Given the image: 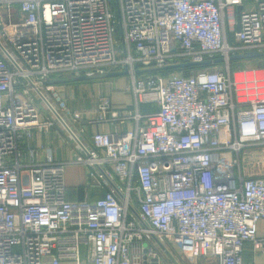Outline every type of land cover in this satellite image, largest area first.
Wrapping results in <instances>:
<instances>
[{"label":"built area","instance_id":"1","mask_svg":"<svg viewBox=\"0 0 264 264\" xmlns=\"http://www.w3.org/2000/svg\"><path fill=\"white\" fill-rule=\"evenodd\" d=\"M249 1L0 0V264H168V242L192 261L243 264L245 242L264 254V151L253 149L264 146V65L229 67L235 53L264 50V0ZM218 56L188 71L137 68ZM116 67L128 69L134 111L104 93L75 110L59 83L44 84ZM27 77L63 117L84 115L71 127L90 132L84 153L26 162L21 145L54 123ZM68 162L85 164L102 196L67 198Z\"/></svg>","mask_w":264,"mask_h":264},{"label":"crops","instance_id":"2","mask_svg":"<svg viewBox=\"0 0 264 264\" xmlns=\"http://www.w3.org/2000/svg\"><path fill=\"white\" fill-rule=\"evenodd\" d=\"M119 69L118 67L114 70ZM117 76V75H116ZM110 76V77H99L95 79H82V81H75L73 83L65 82L59 83V87L62 92L63 98L66 100L67 105L72 109L83 111L86 109H95L98 105V99L101 93L106 94L110 99V104L112 109H136L135 103L132 102L131 94L126 91V85L129 80H125L128 74H122L120 77ZM63 87L65 88H62ZM50 103L56 109L54 103L50 100ZM38 104L41 110V118H46L47 116H53L54 123L49 126L47 131L40 132L34 131L32 137L27 139L21 145V151L26 157V162H30L32 158L39 160L43 158L45 152H49L58 160H67L72 157L74 152L84 153L88 147L92 145L90 139V132L85 130L79 133L78 138L81 142L79 144L65 128L64 124L60 122L50 107L45 105L43 101L38 99ZM139 108L141 111H151V109H156V103H140ZM58 111V110H57ZM61 118L66 122L69 127H79L85 121L84 115L77 118L74 122L65 118L58 111ZM134 125L133 122H128L122 125V129L131 127ZM113 124L111 122H105L102 125L104 130H111ZM97 127V126H96ZM72 130V129H71ZM35 149V154L33 157L29 155L30 149ZM65 166L66 172H69L68 181L66 183L67 198H89L95 199L102 196L105 187H96L97 185L91 182L90 175L88 173V167L84 164H78L74 162H68ZM68 169V171H67ZM256 231L258 234H264V220H259L257 222ZM172 249H170V247ZM165 248L170 256L163 251L166 256L168 264H217V261L209 257H199L196 261H192L184 256L178 247V245L168 242ZM174 249V251H173ZM176 254V256H175ZM243 264H264V254L260 251H255L252 249L250 242H245L242 249ZM178 255V256H177ZM64 264H75L73 261Z\"/></svg>","mask_w":264,"mask_h":264},{"label":"water","instance_id":"3","mask_svg":"<svg viewBox=\"0 0 264 264\" xmlns=\"http://www.w3.org/2000/svg\"><path fill=\"white\" fill-rule=\"evenodd\" d=\"M242 9V5L238 4L235 7V15H236V29L239 28V13L240 10ZM1 49L5 52V49L1 46ZM252 56H264V50H252L248 51V52H239V53H235L233 55H231L229 57L230 60H234L235 58H252ZM223 57L222 56H218L215 57L213 59H204L201 62H195V61H191V60H184V61H175V62H169L164 66L161 67H154V68H163L165 70L169 69V68H184V67H188V66H195V65H201V64H211V63H218L223 61ZM151 68V67H150ZM149 70V69H148ZM139 71V70H138ZM128 73V69L123 68V69H116L114 71H104V72H95L93 74H87V73H82L79 75L76 74H72L73 75V79L75 81H82V79H89V78H95V77H110V76H116V75H122V74H127ZM26 85L29 87H32L35 92L38 94V96L40 97V99L45 103V105H47L48 107L51 108V110L53 111V113L55 114V116L57 117V119L62 122L65 126V128L68 130V132L71 134V136L79 143L81 144L80 140L77 139L75 133L73 132V130H71V128L69 127V125L64 122V120L61 118L60 114L58 113V111L53 107V105L50 103V101L47 100V98L45 97L44 93L41 91V89H39L36 84L30 80V78H26ZM48 83H64L61 81H54L52 80V76L48 77L47 79L44 80V84H48ZM161 247L164 249V251L167 253L168 256L169 253L167 252L166 248L164 247L163 244H161Z\"/></svg>","mask_w":264,"mask_h":264},{"label":"trees","instance_id":"4","mask_svg":"<svg viewBox=\"0 0 264 264\" xmlns=\"http://www.w3.org/2000/svg\"><path fill=\"white\" fill-rule=\"evenodd\" d=\"M176 60H180V58L176 59ZM212 64H201V65H196V67L194 66H188V67H184V68H169L167 70L163 69V68H154L152 65L150 66H141V65H137V68L140 69V71L143 73L144 71H160L163 73H167V71L170 70H178V69H185L186 71H188L189 69H199L201 67L206 68V67H210ZM260 65H264V56H252V58H235L234 60H230L229 62V67H231V69H236L238 67H253V66H260ZM151 67V68H150ZM149 69V70H148Z\"/></svg>","mask_w":264,"mask_h":264},{"label":"rangeland","instance_id":"5","mask_svg":"<svg viewBox=\"0 0 264 264\" xmlns=\"http://www.w3.org/2000/svg\"><path fill=\"white\" fill-rule=\"evenodd\" d=\"M251 6H252V1L245 0L244 8L245 9H249V8H251ZM0 14H1V10H0ZM115 35H116V38L118 39V42H120L121 41L120 40L121 39V35H120V28H119V25L118 24L116 25ZM219 63L220 62L215 63V64H219ZM194 67H196V65ZM72 74L73 73H71V72H65V74H62V75L53 74L52 75V80H54V81H61V82H64V83L65 82L73 83V82H75V80L73 79V75ZM120 76L121 75H117L116 77H120ZM95 78L97 79L99 77H95ZM95 78H89V79L91 80V79H95ZM101 78H103V77H101ZM125 78H126L125 80L128 81V76L125 77ZM253 149L254 150L256 149V150L264 151V146H255ZM246 150H250V148H246ZM246 164H247V161H246L245 158H243V161H242L243 167L246 166ZM260 164L264 166V161H261ZM66 168H67V166H65V168H64V179H65V183H67V181H68V175L70 174L69 172H66ZM67 171H68V169H67ZM166 244H168V243H166ZM168 246L170 247L169 244H168ZM170 249H172V248L170 247ZM173 251H174V249H173ZM175 256H176V254H175Z\"/></svg>","mask_w":264,"mask_h":264}]
</instances>
